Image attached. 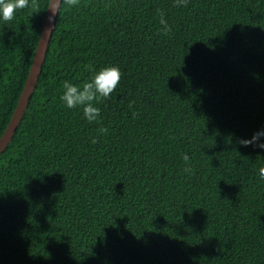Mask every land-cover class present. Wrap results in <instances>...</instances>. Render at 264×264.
<instances>
[{
	"label": "trees",
	"instance_id": "1",
	"mask_svg": "<svg viewBox=\"0 0 264 264\" xmlns=\"http://www.w3.org/2000/svg\"><path fill=\"white\" fill-rule=\"evenodd\" d=\"M38 3L0 19V135L48 0ZM173 5H59L0 152V264H264V149L238 142L264 132V0ZM89 64L122 73L93 123L60 99L65 81L93 77Z\"/></svg>",
	"mask_w": 264,
	"mask_h": 264
},
{
	"label": "clouds",
	"instance_id": "2",
	"mask_svg": "<svg viewBox=\"0 0 264 264\" xmlns=\"http://www.w3.org/2000/svg\"><path fill=\"white\" fill-rule=\"evenodd\" d=\"M79 0H49L48 9L57 13V5L60 6H76ZM188 0H174L175 7H187ZM38 0H0V19L4 22L13 20L16 12L25 8H31L33 11L39 10ZM158 15L160 17L159 23L162 25V34L170 33V26L165 19V11L158 9ZM51 19V17H49ZM85 70H92L95 72L90 80H85L82 84H74L69 81L63 83V94L60 99L64 102L65 106L69 109H75L77 107L82 109L84 118L90 122H99L100 120V108L97 107V103L102 98H108L112 92L115 91L117 85L120 82L121 70L118 66H106L98 71L92 69V66L85 65ZM134 115H136L134 113ZM98 133H107V128H99ZM264 136V132H257L253 135L251 140H239L238 142L243 146H249L255 144V146L264 149V143H257L259 138ZM92 143H97L95 138L92 139ZM184 161H188L189 157L185 155ZM184 171H191L190 167L184 169ZM261 179H264V167L259 169Z\"/></svg>",
	"mask_w": 264,
	"mask_h": 264
},
{
	"label": "water",
	"instance_id": "3",
	"mask_svg": "<svg viewBox=\"0 0 264 264\" xmlns=\"http://www.w3.org/2000/svg\"><path fill=\"white\" fill-rule=\"evenodd\" d=\"M55 2V0H53ZM49 0L47 3V7L45 10L44 18L42 21V25L40 28L39 36L37 39V43L35 46V50L31 59V63L28 69L27 76L23 83V87L18 96L17 102L11 114L9 121L7 122L3 132L0 135V152L4 149L8 141L10 140L13 131L18 124L26 106L28 99L32 93L34 88L38 73L40 71V67L45 55V51L47 48L48 40L51 34V30L53 28L56 12H53L48 9ZM59 4L57 5L58 10ZM51 17V19L49 18Z\"/></svg>",
	"mask_w": 264,
	"mask_h": 264
}]
</instances>
